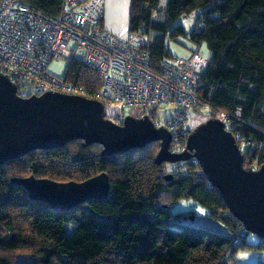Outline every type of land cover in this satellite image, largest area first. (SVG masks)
Here are the masks:
<instances>
[{"label": "trees", "instance_id": "1", "mask_svg": "<svg viewBox=\"0 0 264 264\" xmlns=\"http://www.w3.org/2000/svg\"><path fill=\"white\" fill-rule=\"evenodd\" d=\"M26 1L53 16L63 2ZM193 13L195 24L186 31L178 20ZM129 32L146 36L153 63L173 56L169 40L188 37L196 45L190 51L205 43L209 63L196 96L228 114L244 167L264 164V0H131ZM64 77L88 89L101 86L99 72L80 57L68 60ZM17 85L23 95L26 84ZM159 148L156 141L102 155L101 144L84 146L77 139L5 162L0 166V264H231L239 250H264V239L248 242L251 232L229 211L199 163L188 159L185 172L167 162L158 165ZM102 172L110 178L109 196L70 210L32 200L13 182L31 175L81 182ZM180 200L206 208L221 229L196 223L193 212L173 214L171 206Z\"/></svg>", "mask_w": 264, "mask_h": 264}, {"label": "built area", "instance_id": "2", "mask_svg": "<svg viewBox=\"0 0 264 264\" xmlns=\"http://www.w3.org/2000/svg\"><path fill=\"white\" fill-rule=\"evenodd\" d=\"M104 9V0H63L60 13L53 16L26 0H0V71L15 83L32 86V94H76L101 101L105 109L116 105L149 111L142 117L149 115L156 127L168 129L174 153L187 150L193 110L206 108L228 129V114L213 110L196 96L208 57L192 50L187 57H166L153 63L146 36L129 32L122 37L110 32L103 25ZM79 51L82 56H77ZM73 57L83 58L99 72V88L88 89L48 71L51 61ZM165 106L175 112L162 122L152 112ZM107 117L118 125L126 118L123 112ZM185 163L166 164L185 172Z\"/></svg>", "mask_w": 264, "mask_h": 264}, {"label": "water", "instance_id": "3", "mask_svg": "<svg viewBox=\"0 0 264 264\" xmlns=\"http://www.w3.org/2000/svg\"><path fill=\"white\" fill-rule=\"evenodd\" d=\"M80 139L84 146L102 145V155L143 148L159 141L155 161L196 158L210 184L223 197L229 211L245 229L264 239V164L244 167V156L226 124L211 117L188 136L187 150H170L172 134L156 127L149 115H127L122 125L106 116L104 104L82 95L44 92L23 96L18 85L0 71V166L32 150L61 148ZM35 201L53 209L70 210L90 199H105L110 192L106 172L77 182H58L33 175L13 179Z\"/></svg>", "mask_w": 264, "mask_h": 264}, {"label": "rangeland", "instance_id": "4", "mask_svg": "<svg viewBox=\"0 0 264 264\" xmlns=\"http://www.w3.org/2000/svg\"><path fill=\"white\" fill-rule=\"evenodd\" d=\"M120 13H122V10H120ZM196 16L197 14L193 13L188 17L178 20V24L182 23L186 31H190L195 24ZM154 35H155V32L151 31L149 34L150 41L153 40ZM73 45H74L73 43H70V47H72ZM192 45H193V42L188 37H183V36L179 37L176 41H172V40L167 41L168 49L170 50L171 54L176 57L184 58L185 54L188 53V50H189L188 47ZM200 50L204 56L209 57L210 50L205 43L200 45ZM82 55H83V52L81 51L77 53V56H82ZM67 65H68L67 60L55 59L51 61L50 64L48 65V71L56 76H64ZM24 89L28 93L29 92L32 93V90H33L32 86L30 85H26ZM26 91H23L22 94L23 95L27 94ZM122 112L125 116L132 115L134 117H142L144 114L149 113V111H144L143 109L137 108V107H127L123 109L121 107L114 105V106H110L106 108L107 116L113 115V114H119ZM174 112L175 110L173 107L165 106V107H161L157 109L155 112H152V115L156 116V118L164 122L165 120L170 118L174 114ZM209 113L210 112L206 108H202L199 110H193L191 121H190V127L194 129L200 123L209 119V115H210ZM211 117L217 118V116H214V115H212ZM242 149H244L243 146H242ZM171 211L173 214L178 213V212H193L196 223L213 226L217 229H221L219 227L220 222L213 220V218L210 217L209 211L203 206H201L200 204H198L197 202H195L194 200L177 201L171 206ZM247 240L248 242H251V243H257L259 242L260 237L254 233H250L247 236ZM252 263L253 264H264V250H254V249L239 250L236 253L235 260L231 264H252Z\"/></svg>", "mask_w": 264, "mask_h": 264}, {"label": "crops", "instance_id": "5", "mask_svg": "<svg viewBox=\"0 0 264 264\" xmlns=\"http://www.w3.org/2000/svg\"><path fill=\"white\" fill-rule=\"evenodd\" d=\"M104 2L105 9L103 25L110 32L116 35L122 37L127 36V34L129 33V14L131 0H104ZM120 10H122V13H120ZM193 47H196L194 43L192 46L188 47V53L185 54L184 57H187L190 54V50L193 49Z\"/></svg>", "mask_w": 264, "mask_h": 264}]
</instances>
